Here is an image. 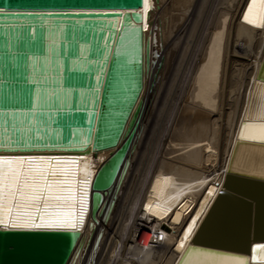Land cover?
<instances>
[{
  "label": "bare ground",
  "instance_id": "1",
  "mask_svg": "<svg viewBox=\"0 0 264 264\" xmlns=\"http://www.w3.org/2000/svg\"><path fill=\"white\" fill-rule=\"evenodd\" d=\"M247 1L216 2L195 57L194 47H197L196 41H200V38H194L197 30L195 19L204 9L205 0L200 2L196 18L194 0H177L180 3L177 4L184 8L180 21L177 14H172L177 9L172 7L169 10L166 0H149L148 11L144 6L140 9L142 25L144 27L145 22L148 25L146 30L144 27L148 55L137 117L140 133L129 157L131 161L138 158V168L128 174L129 188L126 194H121L119 216L109 217L117 209L113 206L122 184L111 200L110 197L104 199L105 206L109 205L106 218L103 219V213L96 215L94 224L96 228H102L103 236L99 242L102 255L96 264H114L112 254L117 249L110 247L117 248L114 245L118 242L121 243L118 245L119 256L123 260L120 264H177L201 224L204 225L197 238L240 249L250 215L247 202L252 200L256 206L255 235L264 238V184L227 179L225 176L230 169L264 179V146L236 141L264 54V28H253L240 21ZM158 9L161 11L156 15ZM150 17L154 19L149 21ZM166 61L169 65L161 77L159 73ZM185 66L188 72L184 71L187 69ZM185 77L187 83H183ZM157 92L164 97L160 103L162 107L179 94L177 101L166 107L171 115L165 120L167 124L158 121L160 113L158 118L154 116L155 119L150 121L155 103L151 105L149 100L155 94L159 96ZM262 113L264 88L256 91L252 119H259ZM159 126L161 132L165 131L162 138L158 137ZM149 148L155 150L153 163L150 168L147 166L148 169L140 171V164ZM111 152L104 150L88 157L89 180ZM82 169L85 171L84 167ZM223 190L230 196L221 204L227 201L229 208L224 209L220 205L209 214ZM146 204L151 205L157 215L146 211ZM111 218L115 225L111 224ZM91 221L88 217L79 239L82 249L87 247V251L94 237V232L89 229ZM189 225L191 230L185 239L184 232ZM112 242L116 243L113 245ZM181 242L184 247H179ZM199 254H190L186 259H196ZM115 264H119V260Z\"/></svg>",
  "mask_w": 264,
  "mask_h": 264
},
{
  "label": "water",
  "instance_id": "2",
  "mask_svg": "<svg viewBox=\"0 0 264 264\" xmlns=\"http://www.w3.org/2000/svg\"><path fill=\"white\" fill-rule=\"evenodd\" d=\"M250 3L240 21L264 28V5L254 6L250 14L255 24L245 22ZM143 6V0H0V78L7 80V87L0 91V110L15 113L9 117L12 122L31 128L26 138L42 137L35 147L0 148V154L74 158L80 170L87 171L89 181L78 230L0 228V264H94L93 253L102 237V228L94 224L96 215L103 213L106 218L109 205L105 206L104 199L111 200L118 193L140 133L137 117L148 55ZM263 73L264 54L236 137L242 144L264 146L240 139L243 124L261 122L252 119L251 111L256 91L264 88ZM36 93L55 95L32 117L30 102ZM5 119L0 116V121ZM104 150L112 152L89 180L88 157ZM225 176L264 184V179L230 169ZM219 194L209 214L220 205L229 208L227 201L221 204L229 193ZM247 203L250 215L240 249L197 238L201 224L177 264L194 253L250 261L252 247L264 244V238L255 235L254 200ZM88 217L94 237L87 251L79 239Z\"/></svg>",
  "mask_w": 264,
  "mask_h": 264
},
{
  "label": "snow or ice",
  "instance_id": "3",
  "mask_svg": "<svg viewBox=\"0 0 264 264\" xmlns=\"http://www.w3.org/2000/svg\"><path fill=\"white\" fill-rule=\"evenodd\" d=\"M143 4L147 12L150 7L149 0H143ZM257 5H264V0H251L248 11L244 14V20L248 24L256 23V18H250V14ZM144 27L145 30L148 27L146 22ZM58 43L56 41L54 46ZM51 52L52 49H49L50 54ZM11 59L15 60V56ZM4 87H7V80L0 78V91ZM54 95L55 93H36L35 100L30 102L29 115L35 117L38 114L37 109L43 107ZM14 114L7 109L0 110V116L6 117L4 121H0V133H3L0 136V148L7 150L13 146H37L42 137L26 138L31 128L12 122L9 117ZM258 118L261 122L242 125L241 140L264 143V113ZM88 183L87 172L80 170L74 158L0 154V228L78 230L86 211L84 197ZM77 204L79 208L76 207ZM145 210L157 215L151 205L146 204ZM190 230L191 225L184 232L185 239L188 238ZM179 247H184L183 242ZM180 264H264V244L252 247L250 261L239 256L201 253L196 259L188 258Z\"/></svg>",
  "mask_w": 264,
  "mask_h": 264
},
{
  "label": "rangeland",
  "instance_id": "4",
  "mask_svg": "<svg viewBox=\"0 0 264 264\" xmlns=\"http://www.w3.org/2000/svg\"><path fill=\"white\" fill-rule=\"evenodd\" d=\"M155 1H157V0H155ZM202 0H194V17L196 18L198 15V17L195 19L196 20V23H197V25L199 26H197L196 25V27H197V30H195L196 32H194V33H196V35H195V37L194 38H196V40H199V38H200V41H196V46L198 47L199 46V43L201 42V36H203V34H204V30H206V28H207V24L209 23V19L211 18V15H212V11L215 9V6L217 5V1L218 0H205V7L203 6L202 8H204V9H202L201 11H200V14H198L197 15V12H198V10H199V8H200V2H201ZM207 1V2H206ZM214 2H215V4H214ZM217 2V3H216ZM172 3H175V4H172ZM180 4L179 2H177V0H176V2L173 0V2H172V0H166V6H167V8L169 9V10H171V8L173 7V9L175 10V9H177V10H175L172 14H177L176 16L177 17H179V21H180V19H182V17H183V10H184V8L182 7L183 5L181 4V5H178V4ZM207 3V4H206ZM168 4V5H167ZM177 4V5H176ZM197 4V5H196ZM172 5H174V6H172ZM207 5V6H206ZM177 6H179V7H177ZM176 7V8H175ZM214 7V8H213ZM183 8V9H182ZM206 8V9H205ZM204 10V11H203ZM160 11H161V9H158L157 10V12L155 13L156 15L157 14H159L160 13ZM179 11V12H178ZM203 11V12H202ZM171 12V11H170ZM177 12V13H176ZM181 15H180V14ZM210 14V15H209ZM201 16V17H200ZM202 18V19H201ZM154 19V17H150L149 18V21L150 20H153ZM199 19V20H198ZM194 20V21H195ZM198 20V21H197ZM201 20V21H200ZM204 23H203V22ZM182 22V21H181ZM206 23V24H205ZM204 24V25H203ZM201 25V26H200ZM203 25V26H202ZM195 27V28H196ZM204 28V29H203ZM200 29L202 30L201 32H199L200 31ZM150 30H151V28H150ZM201 33H202V35H201ZM200 34V35H199ZM197 47H194L195 48V50H194V54L196 53V51L198 52L199 50V47L197 48ZM181 49V51L183 50V48L181 47L180 48ZM197 55V53L194 55V57ZM168 63H167V61H166V63H163V65H162V67H161V70H160V75H162L161 77H163V75H164V73H165V70H166V68L168 67V65H167ZM191 64H193V61L191 62ZM171 65V64H170ZM164 66V67H163ZM166 66V67H165ZM172 66V65H171ZM173 66H175V64L173 65ZM186 67V66H185ZM185 67H184V69H185ZM163 68V69H162ZM187 69H185L184 71L186 72V70H187V72H188V67H186ZM233 68H235V66H233ZM182 69V68H181ZM191 69V68H190ZM184 72V73H185ZM163 73V74H162ZM183 73V74H184ZM182 74V76H184ZM230 76H229V82H228V85L230 86V82H231V77H232V74L230 73L229 74ZM192 76H193V74H192ZM183 78V77H182ZM161 80V79H160ZM161 82H162V80L159 82V84H158V87L160 88L161 86ZM187 83V77H185L184 78V81H183V83ZM179 83V82H178ZM178 85V84H177ZM181 85V84H180ZM157 88V87H156ZM166 88V87H165ZM162 90V92H163V88L161 89ZM161 90H160V93H161ZM157 93H159V92H157ZM159 93V94H160ZM179 93V92H178ZM177 93V94H178ZM153 94H155V93H153ZM179 95V94H178ZM174 96V98H172V100H168V103H167V101H166V104H164V107H162V104H160V103H162L164 100H163V96L160 94L159 96H156V94H155V96L153 97V99L152 100H149V102L151 103V105H153L154 103H155V107H154V110L152 111L153 112V114H151V118H150V121L151 120H153V118H154V116H155V118L159 115V113H160V115H159V120L158 121H163V122H167V121H165V120H168L167 119V117H171V115H169V112H170V110L168 109V111H166L167 110V108L169 107V105H171V103H174V102H176L177 101V98L179 97V96ZM156 97V98H155ZM177 97V98H176ZM158 98V99H157ZM156 99V100H155ZM171 101H173V102H171ZM165 105H167V106H165ZM162 107V108H161ZM167 107V108H166ZM156 108L158 109V110H156ZM162 109L161 111L159 110V109ZM165 109V110H164ZM157 112V113H155V112ZM163 111V112H162ZM162 112V113H161ZM163 113H166L165 115L163 114ZM168 113V114H167ZM228 113H229V111H228ZM162 115V116H161ZM164 115V116H163ZM167 115V116H166ZM169 115V116H168ZM160 117H162V119L160 118ZM166 117V118H165ZM154 118V119H155ZM158 118V117H157ZM164 118V119H163ZM167 124V123H166ZM164 128V126L162 127V129ZM159 130L158 131H160L161 130V126H159V128H158ZM162 133V134H161ZM165 133V131H160V133L158 134V137H160V138H162V136H163V134ZM157 135V134H156ZM157 136H155L154 138H156ZM157 142H158V140H157ZM159 143H160V141H159ZM153 144H154V142H153ZM153 144H151V146L153 147ZM143 149H144V145H143ZM143 149H141L140 151H143ZM148 151V153H146ZM145 153H146V155H144L145 157L143 158V162H141V164H140V171H143L142 169H148V168H150V165H152V163H153V153L155 154V150L152 148H149L148 150H147ZM151 153V154H150ZM136 159H138V158H136ZM136 159H134V161H131V159L129 160V166H128V169H127V171H126V174H125V177H124V180H123V182H122V187H121V192L119 191V195L118 196H116L117 197V199H116V202H115V206H113V209L116 207L117 209L116 210H114V212H113V210H112V212L114 213V214H110V216L109 217H114L115 218V216H119V214H118V211L120 210V208L122 209V206H121V203L119 202L120 201V199L122 198V196H121V194H126V192L128 191L127 189L129 188L128 187V184H127V180H128V174L129 173H131V171L133 170V171H135V169H137L138 167V162H137V160ZM145 159V160H144ZM148 159V160H147ZM152 160V162H150V161ZM144 162H147V163H145L144 164ZM149 163V164H148ZM151 163V164H150ZM147 166H148V168H147ZM143 167H146V168H143ZM112 219L113 218H111V224L112 225H115L116 223L115 222H113L112 223ZM111 225V226H112ZM105 233V231L103 232V234ZM110 236H112V235H110ZM103 237V236H102ZM101 237V238H102ZM101 240V239H100ZM113 243V242H112ZM116 242H114L113 243V245L115 244ZM120 244V246H121V243H116L114 246L115 247H117V248H113V246L111 245V247H110V249H117V251L116 252H114V254H112V257H114V258H112V260L114 261L113 263L115 264V262H116V260L118 261L119 260V264L120 263H122L123 262V260H121V258H120V252H119V247H118V245ZM99 245H100V243H99ZM98 245V246H99ZM96 251H98V252H96ZM111 251V250H110ZM119 253V254H118ZM94 258H93V261H94V263L96 264V261L98 262V259L101 257V255H102V250H101V245H100V247H97L96 248V250L94 251ZM99 255V256H98ZM115 257H116V259H115ZM97 258V259H96ZM118 258V259H117ZM95 259V260H94ZM111 260V261H112ZM122 262H121V261Z\"/></svg>",
  "mask_w": 264,
  "mask_h": 264
}]
</instances>
